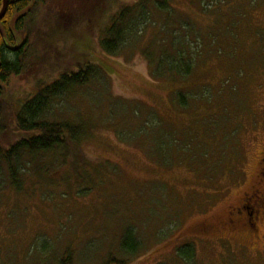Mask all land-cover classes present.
Segmentation results:
<instances>
[{"label":"rangeland","instance_id":"374dc122","mask_svg":"<svg viewBox=\"0 0 264 264\" xmlns=\"http://www.w3.org/2000/svg\"><path fill=\"white\" fill-rule=\"evenodd\" d=\"M137 1L46 0L19 35L26 65L0 96V147L20 136L15 116L39 85L88 61L90 81L52 99L45 118L91 136L66 157L24 152L21 189L0 157V264H60L67 252L73 264H264V218L257 231L225 223L264 187V0H174L171 16L150 15L107 53L104 27ZM165 23L191 36L187 77L143 54L157 60L180 38ZM128 227L136 255L122 248Z\"/></svg>","mask_w":264,"mask_h":264},{"label":"trees","instance_id":"16d2710c","mask_svg":"<svg viewBox=\"0 0 264 264\" xmlns=\"http://www.w3.org/2000/svg\"><path fill=\"white\" fill-rule=\"evenodd\" d=\"M45 2L46 0H9L7 12L0 21V96L9 79L13 75L21 74L25 69L29 43L27 37L19 39V35L24 31L35 7ZM173 3L174 0H138L133 5H124L117 13V17L113 16L103 29L104 37L100 41L103 50L107 53H115L125 42L127 34L136 31L140 24H147L150 15L155 23L158 20L155 14L165 13L166 16H171L174 10ZM2 6L3 0H0V10ZM163 25L167 33L181 36L178 34L179 30L172 33L174 28L170 24ZM184 37L188 41L187 44L182 41V37L173 38V41L161 50L157 60L152 55L154 51L150 48H145L143 54L151 65L154 61L157 63L158 72L165 69L171 77H187L192 70L193 55L189 51L191 36L186 33ZM94 72H96L95 67L90 61L80 63L76 68H69L54 82L39 85L38 93L22 105L14 120L16 129L21 132L20 136L8 146L0 147V157L9 168L12 185L15 188L21 189L19 172L22 164L21 156L24 152L34 161L41 152L55 149L65 152L66 157L91 136L90 129H86L84 124L50 120L45 118V113L52 99L66 94L78 85L88 83ZM121 243L123 250L130 255H136L141 248V243L137 240L132 227L125 229ZM191 248L192 246L186 245L180 248L179 252L184 258L191 259L194 257L190 252ZM123 263L112 257L105 264ZM60 264H73L72 253L67 252L60 260Z\"/></svg>","mask_w":264,"mask_h":264},{"label":"flooded vegetation","instance_id":"af4514ba","mask_svg":"<svg viewBox=\"0 0 264 264\" xmlns=\"http://www.w3.org/2000/svg\"><path fill=\"white\" fill-rule=\"evenodd\" d=\"M250 200L254 202V205L250 203ZM243 201L246 202H241L239 206L234 207L227 214L225 223L228 226L234 225L236 228L243 225L249 228L252 227L256 231L259 230L257 224L261 218H264V187L256 189L253 192V197L244 198Z\"/></svg>","mask_w":264,"mask_h":264},{"label":"water","instance_id":"95a60500","mask_svg":"<svg viewBox=\"0 0 264 264\" xmlns=\"http://www.w3.org/2000/svg\"><path fill=\"white\" fill-rule=\"evenodd\" d=\"M8 4H9V0H3V6L0 10V21L3 19V17L7 12Z\"/></svg>","mask_w":264,"mask_h":264}]
</instances>
